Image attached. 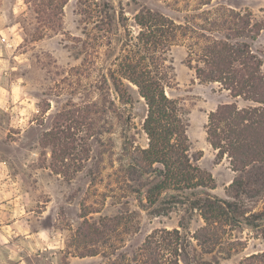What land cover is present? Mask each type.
Masks as SVG:
<instances>
[{"label":"rangeland","instance_id":"1","mask_svg":"<svg viewBox=\"0 0 264 264\" xmlns=\"http://www.w3.org/2000/svg\"><path fill=\"white\" fill-rule=\"evenodd\" d=\"M80 2L67 0L55 26L41 36L32 1L0 0V230L16 217L32 228L52 229L57 241L63 238L66 253L76 254V264H142L148 253L160 264H186L174 249L173 236L165 232L177 227L182 208L152 214L144 189L136 192L138 180L127 173L138 149L147 146L142 130L146 105L134 86L127 102L126 94L118 96L102 77L109 48L102 45L94 54L92 38L83 32ZM121 3L130 23L141 8L181 22L185 16H207L210 4L248 12L250 24L261 28L250 42L264 73V0ZM186 51L182 43L169 51L174 84L167 93L187 109L190 154L200 153L196 163L221 182L231 173L229 160L226 155L216 160L205 124L207 113L229 97L217 83L194 77L185 63ZM218 191L223 194L222 187ZM259 199L246 205L259 210L264 197ZM202 224L195 212L190 233ZM263 230L241 219L212 253L196 246L188 260L194 256L190 264H239L248 254L264 251ZM231 240L239 244L232 248Z\"/></svg>","mask_w":264,"mask_h":264},{"label":"trees","instance_id":"2","mask_svg":"<svg viewBox=\"0 0 264 264\" xmlns=\"http://www.w3.org/2000/svg\"><path fill=\"white\" fill-rule=\"evenodd\" d=\"M27 1L33 2L40 18L41 36L44 29L55 26L67 2ZM80 6L83 32L92 38L94 54L102 45L109 48L111 58L102 66V77L118 96L124 92L127 102L134 86L146 105L142 130L147 146L138 149L127 173L138 180L136 192L144 189L152 214L166 215L172 208H182L177 227L165 232L173 236L174 249L180 250L183 261L190 264L195 260L193 256L189 261L188 256L196 246L212 253L241 219L264 229V206L255 210L246 205L264 197V73L250 42L261 28L250 24V13L210 4L207 16H197L201 22L196 16H185L181 22L141 8L130 23L121 0H81ZM178 43L186 47L185 63L194 77L199 82L217 83L229 97L209 112L205 125L216 159L226 155L235 172L226 197L210 192L215 188L211 173L196 163L200 153L190 154L187 109L179 98L167 93L174 84L169 51ZM195 212L203 224L190 233L189 220ZM228 244L234 248L239 243L231 240ZM141 263L160 264L152 253L145 254ZM239 264H264V251L248 254Z\"/></svg>","mask_w":264,"mask_h":264},{"label":"crops","instance_id":"3","mask_svg":"<svg viewBox=\"0 0 264 264\" xmlns=\"http://www.w3.org/2000/svg\"><path fill=\"white\" fill-rule=\"evenodd\" d=\"M214 109L210 111H213ZM209 112L207 113V119ZM221 159L222 158L216 160ZM199 167L202 168L200 165ZM228 169L231 173L226 175V178L221 182H218L217 179L215 180L214 174L207 170L211 173L215 181V188L210 191L212 194L219 197H226V187L231 183L234 177L233 173H235L231 167ZM221 187L223 188V194L218 191ZM1 205L3 204H0V206ZM10 209H12L11 206ZM1 229L0 264H76V254L73 252L66 253L67 246L64 243L63 238L62 240L57 241L59 238L52 229L32 228L29 222L21 217L7 220L4 225H1Z\"/></svg>","mask_w":264,"mask_h":264}]
</instances>
